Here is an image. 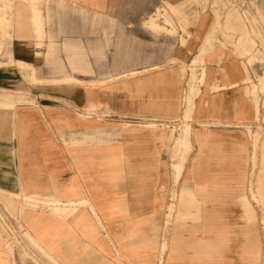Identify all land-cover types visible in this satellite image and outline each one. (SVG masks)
<instances>
[{
	"label": "crops",
	"instance_id": "0c3cea01",
	"mask_svg": "<svg viewBox=\"0 0 264 264\" xmlns=\"http://www.w3.org/2000/svg\"><path fill=\"white\" fill-rule=\"evenodd\" d=\"M67 1L89 13L98 41L104 18L119 23L127 15L126 19L138 23L141 14L153 7L152 0ZM0 2V23L9 26L7 9L14 2ZM43 2L18 0L16 4L23 29L30 23L40 38L45 35ZM26 8L31 11L28 17ZM201 20L191 28L189 49L179 45L180 34L162 36L159 41H169L175 46L174 57L190 61L209 28L207 19ZM65 21L82 30L87 17L68 15ZM32 41L25 37L12 41L14 61L37 67L41 46ZM78 46V42L65 44L72 50ZM48 52L54 53L53 49ZM220 54L209 52L203 57L205 83L194 98L193 119L188 123L191 149L177 179L174 164L179 152H174L172 144L169 149L164 130H121L124 119L151 117L146 110L167 108L172 80H182L178 68L161 69L171 73L160 75L159 84L153 86L150 79L143 87L137 86L143 75L111 80L103 68L95 74L82 73L78 79L86 84L58 86L53 80L64 75L57 76L43 62L41 72L1 65L2 204L25 206L0 225V264H259L258 241L249 234L239 238L250 147L243 124L254 117L255 107L239 84L245 77L242 60L230 52ZM164 59L162 54L155 60ZM0 61L5 63L9 57H0ZM34 77L45 82L35 83ZM259 80L264 82V76ZM91 81L96 84H89ZM24 89L36 97L35 104L16 103L17 93ZM74 92L79 97L72 96ZM56 94L64 95L67 103L57 104ZM13 103L15 108L10 107ZM92 103L98 112L88 115L85 112ZM179 135L177 132L175 137ZM261 147L264 150V138ZM254 184L253 196L264 204L263 170ZM174 190L176 205H201V221L180 226L169 235L165 222ZM83 200L86 202L80 204ZM64 205L71 212L65 213ZM191 227L193 232L182 231Z\"/></svg>",
	"mask_w": 264,
	"mask_h": 264
},
{
	"label": "rangeland",
	"instance_id": "374dc122",
	"mask_svg": "<svg viewBox=\"0 0 264 264\" xmlns=\"http://www.w3.org/2000/svg\"><path fill=\"white\" fill-rule=\"evenodd\" d=\"M12 1L14 4L7 9L11 21L10 25L4 26L0 23V57L7 56L9 61L5 63L0 61V66L11 65L18 66L22 70L40 71L42 70L40 62H43L52 70H55L57 76L64 75L59 81L57 79L53 80L58 86L72 83L86 84L85 81H79L78 78L81 74H95L96 70H102V68L111 80L121 81L143 75L137 79V86L143 87L145 81L149 79L153 86L159 84L160 75L163 77L171 73L170 70L165 72L161 69L175 67L179 69L182 80L180 77L172 80L173 93L167 95L169 99L167 108L146 110L145 112L150 113L151 117L144 115L139 119L137 117L135 119H124L122 122L123 129L121 130L122 132L127 131L129 128L153 131L164 130L168 134L169 149H171L170 145L172 144L174 152L175 150L179 152L178 161L174 164L175 179H177V174L185 165L191 149L182 154L178 145L180 140H188V133L191 128L188 123H191L193 119L191 104L187 102L185 97L186 92L190 83H193L196 88L199 87V91L195 92L194 98L200 93V88L205 83V66L203 58L195 63H192L194 59H189L190 61L177 59L174 57L175 46L169 44V41H159V39L162 36H178L180 34L178 36L180 38L179 45L189 49L192 42L189 41L192 37L191 28L195 27L201 18V21L207 19L209 28L203 37V41H201L199 50L209 49L207 53L218 52L219 54L222 51L223 53L230 52L242 60L245 77L239 84L244 87L247 97L251 99L255 107L254 117L243 124L248 134L250 147L247 186L241 192V202L243 204L240 206V218L243 228L239 233V238H244L249 234L250 237L258 241L262 254L259 264H264V204L261 198L253 196V191L256 188L254 184L255 177L260 171H264V150L261 147L264 138V82L259 80L260 77L264 76V0H152L153 7L151 11L141 14L138 23L126 19L127 15L119 23L113 18H104L103 33L102 31L98 32L99 41L95 37L97 30H95L94 23L92 24L90 20L89 13L77 8L75 3L67 0H43V32L45 35L40 38L36 35L30 23H27L26 28L23 29L20 21H18L16 5L18 0ZM156 9L158 11L154 19L146 23V20ZM25 10V16L28 17L31 11L29 8ZM68 15L82 17L85 20L87 17V23L82 24V30L71 27L65 21V17ZM24 30L25 33H23ZM28 30L30 31L29 34H27ZM22 37L34 39L32 42H35V44L40 43L42 53L40 52L37 55L39 60V63H36L37 67L23 65L21 62L13 60L10 50L11 43ZM145 38H147V41L144 40ZM36 39H41V41H36ZM67 41L78 42L77 50L65 47ZM50 49H53L54 53L48 52ZM162 54L167 59L163 61L155 60L159 59ZM97 57L103 61L95 60ZM110 59H113V61H110ZM151 64H158L159 67H149ZM143 66L148 67L132 72V70ZM153 71L157 72L151 73ZM203 71L204 79L201 82L199 76H202L201 72ZM147 73H149L148 76L145 75ZM192 75L195 76L194 82L192 81ZM26 79L28 80V78ZM170 80L169 78L168 81ZM32 81L35 83L45 82L35 77L32 78ZM89 84L95 85L96 82L91 81ZM17 94L19 97L16 103L35 104L37 101L36 97L31 96L27 89ZM40 96L42 97V95ZM72 96L79 97V93L74 92ZM152 99L154 101V97ZM54 100L57 104L67 103L64 95L56 94ZM95 106V103H92L91 108L84 112L88 115L97 114L98 111ZM10 107L15 108L16 104L13 103ZM177 132L180 135L176 138ZM175 192L174 190L171 194L172 200L168 207V217L165 222V232L169 235L176 230L179 231L180 226L187 227L188 223L194 224L201 221L198 216V207L201 208V205L189 207L176 205ZM17 197L20 200L22 199L21 195ZM24 200L28 202L26 196H24ZM84 201L86 202V200H83L81 204H84ZM2 202L3 197L0 192V225H4L7 216H15L19 212L18 210L21 211L25 206V204H7L5 206ZM248 206L250 207L249 210L246 209ZM64 209H66L65 205L63 211ZM67 211L71 212V210ZM67 211L65 213H68ZM191 228H183L182 231L186 233L193 232L194 228Z\"/></svg>",
	"mask_w": 264,
	"mask_h": 264
},
{
	"label": "bare ground",
	"instance_id": "6f19581e",
	"mask_svg": "<svg viewBox=\"0 0 264 264\" xmlns=\"http://www.w3.org/2000/svg\"><path fill=\"white\" fill-rule=\"evenodd\" d=\"M173 6V5H172ZM32 18V17H31ZM34 22V21H33ZM185 28V27H184ZM209 49H206V50H199V52L194 56V61L192 62V63H195V62H198V61H201L202 60V58L204 57V55L207 53V51H208ZM205 51V52H204ZM201 74H202V76L200 77L199 76V79H200V81L201 80H203L204 79V71L203 72H201ZM194 78H195V76L194 75H192V81L194 82ZM202 82V81H201ZM197 91H199V87L198 88H196L195 87V84H193V83H190V86H189V89L187 90V92H186V100H187V102H189L190 104H191V112H192V105H193V98H194V94H195V92H197ZM178 145H179V150H180V152H182V154H184L185 152H186V150L188 151V149H190V144H189V142H188V140L187 141H179V143H178ZM85 202V201H84ZM80 204H81V201H80ZM247 205V204H246ZM246 209H250V207L248 206V207H246ZM67 210H69V209H64V212H66Z\"/></svg>",
	"mask_w": 264,
	"mask_h": 264
}]
</instances>
